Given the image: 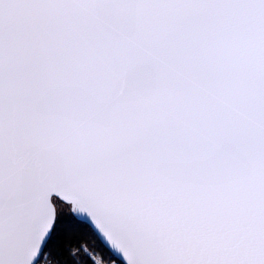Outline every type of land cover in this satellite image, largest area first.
I'll return each mask as SVG.
<instances>
[{"label":"snow or ice","instance_id":"obj_1","mask_svg":"<svg viewBox=\"0 0 264 264\" xmlns=\"http://www.w3.org/2000/svg\"><path fill=\"white\" fill-rule=\"evenodd\" d=\"M0 264H264V0H0Z\"/></svg>","mask_w":264,"mask_h":264}]
</instances>
